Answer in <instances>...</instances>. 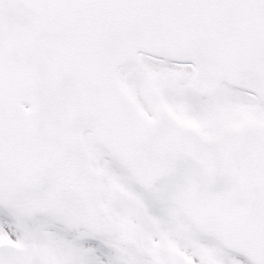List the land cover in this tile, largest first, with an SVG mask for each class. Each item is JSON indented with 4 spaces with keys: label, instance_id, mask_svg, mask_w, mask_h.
Returning <instances> with one entry per match:
<instances>
[{
    "label": "snow or ice",
    "instance_id": "1",
    "mask_svg": "<svg viewBox=\"0 0 264 264\" xmlns=\"http://www.w3.org/2000/svg\"><path fill=\"white\" fill-rule=\"evenodd\" d=\"M0 264H264V0H0Z\"/></svg>",
    "mask_w": 264,
    "mask_h": 264
}]
</instances>
